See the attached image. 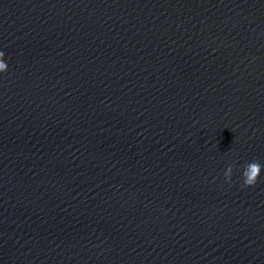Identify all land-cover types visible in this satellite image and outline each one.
<instances>
[{"label": "clouds", "instance_id": "9594fccd", "mask_svg": "<svg viewBox=\"0 0 264 264\" xmlns=\"http://www.w3.org/2000/svg\"><path fill=\"white\" fill-rule=\"evenodd\" d=\"M4 52L0 51V73H6L8 71V64L4 60ZM261 163L257 160H252L243 166V186L252 187L257 183L262 171ZM233 173V166L229 165L225 170V179L231 181Z\"/></svg>", "mask_w": 264, "mask_h": 264}]
</instances>
